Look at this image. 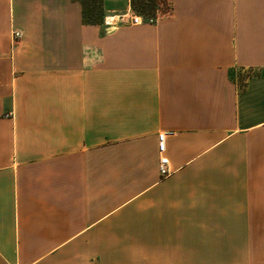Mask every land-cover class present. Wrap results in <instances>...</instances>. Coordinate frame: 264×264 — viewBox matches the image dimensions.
<instances>
[{
	"label": "crops",
	"instance_id": "0c3cea01",
	"mask_svg": "<svg viewBox=\"0 0 264 264\" xmlns=\"http://www.w3.org/2000/svg\"><path fill=\"white\" fill-rule=\"evenodd\" d=\"M167 3L0 0V264H264V0Z\"/></svg>",
	"mask_w": 264,
	"mask_h": 264
},
{
	"label": "built area",
	"instance_id": "2783aa9c",
	"mask_svg": "<svg viewBox=\"0 0 264 264\" xmlns=\"http://www.w3.org/2000/svg\"><path fill=\"white\" fill-rule=\"evenodd\" d=\"M122 22H128L133 26H140L144 24V20L141 16L130 14V12L122 16L107 15L104 18V24L108 26H115L117 23H122ZM151 22H153V20ZM22 36L23 35L20 31H15L13 33V38L15 42L20 41ZM166 138H167L166 133L159 135V151L161 154L159 169L161 176H165V177L171 174V169L169 167V159L164 154L166 150Z\"/></svg>",
	"mask_w": 264,
	"mask_h": 264
},
{
	"label": "trees",
	"instance_id": "16d2710c",
	"mask_svg": "<svg viewBox=\"0 0 264 264\" xmlns=\"http://www.w3.org/2000/svg\"><path fill=\"white\" fill-rule=\"evenodd\" d=\"M157 0H131L134 11L154 10ZM85 24H99L103 21V0H81Z\"/></svg>",
	"mask_w": 264,
	"mask_h": 264
},
{
	"label": "rangeland",
	"instance_id": "374dc122",
	"mask_svg": "<svg viewBox=\"0 0 264 264\" xmlns=\"http://www.w3.org/2000/svg\"><path fill=\"white\" fill-rule=\"evenodd\" d=\"M129 12L130 14L141 16L144 20V24H147V23L151 24L153 22L155 23L156 19L159 18L160 16L167 15L170 12V7L167 3V0H157L154 10H143L141 12V11H134L132 9V11H129ZM127 13H128L127 11L126 12L122 11V13H118L116 15L122 16ZM105 16H107L106 13H104V16H103V22H104ZM152 20L153 22H151Z\"/></svg>",
	"mask_w": 264,
	"mask_h": 264
},
{
	"label": "bare ground",
	"instance_id": "6f19581e",
	"mask_svg": "<svg viewBox=\"0 0 264 264\" xmlns=\"http://www.w3.org/2000/svg\"><path fill=\"white\" fill-rule=\"evenodd\" d=\"M157 20V19H156Z\"/></svg>",
	"mask_w": 264,
	"mask_h": 264
}]
</instances>
